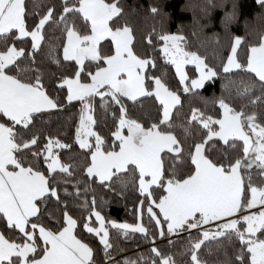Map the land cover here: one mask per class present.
Wrapping results in <instances>:
<instances>
[{
	"label": "snow or ice",
	"instance_id": "1",
	"mask_svg": "<svg viewBox=\"0 0 264 264\" xmlns=\"http://www.w3.org/2000/svg\"><path fill=\"white\" fill-rule=\"evenodd\" d=\"M254 6L259 11L246 18L242 36L230 31L239 0H190L184 7L193 13L190 35L205 49L201 54L183 26L164 29L167 13L152 3L147 11L161 17V28L144 38L141 54L134 51L131 20L137 10L126 0H0V264H96L83 233L98 237L101 264H208L203 256L213 248L212 264H264V0ZM216 8L224 9L227 45L203 36L201 20ZM44 48L45 59L63 69L47 82L36 60ZM186 65L194 66L191 75ZM217 81L219 95H201ZM65 90L62 98L53 95ZM97 97L101 121L112 109V145L96 130ZM186 98L216 107L215 115L191 107L186 119H174ZM74 101L80 107L68 142L38 127ZM145 101L155 114L141 123L131 112L147 107ZM148 120L154 122L145 126ZM76 145L84 161L62 162L58 150ZM93 184L118 199L131 186L134 222L106 219ZM69 199L88 216L74 217ZM53 204L63 205L59 217ZM110 228L125 240L139 235L151 245L147 254L115 259ZM177 244L186 259L168 250Z\"/></svg>",
	"mask_w": 264,
	"mask_h": 264
},
{
	"label": "trees",
	"instance_id": "2",
	"mask_svg": "<svg viewBox=\"0 0 264 264\" xmlns=\"http://www.w3.org/2000/svg\"><path fill=\"white\" fill-rule=\"evenodd\" d=\"M30 2L31 0H29V3ZM189 2L190 0H126V3L130 5L132 9L137 10L132 13V17H131L134 27V36H135L134 51H137L138 53L141 54L144 53L146 51V47H145L146 40L144 38L148 35L149 32L152 31L154 27L157 30H160L161 17L157 15L155 18H153L151 14L147 11L148 6L150 4L159 3L163 9V12L167 13V16L164 17L163 19L164 29L167 31L176 32L178 28L183 26V33L186 36H188L191 49L198 50L201 54H204L205 49L203 47H200L199 42L190 35L191 32L193 31L192 28L193 13L191 10L184 7ZM258 11H259L258 7L254 6V0H239V10L237 13V19L230 27L231 33L242 36L246 35L245 20L246 18H254L255 14ZM223 16H224V9L216 8L211 12L210 19H202L201 23L205 25L203 29L204 37L218 38L222 44L227 45L229 41V35L224 31L223 26L221 24V20ZM213 34H216V36L214 37ZM51 36L54 42L57 43L59 42L60 34L58 32L52 33ZM246 38L248 40L256 39L254 35H247ZM27 39L30 41L29 38ZM46 39H48L47 35H46ZM102 45L104 49H107V47L109 46V44L105 42H102ZM0 47H2V45H0ZM46 50H47L46 48L41 50L40 54L36 57L38 63L41 61L43 62L42 67L44 68L45 71V82L48 81L50 73L59 75L60 72L63 71L62 68L58 69L54 64H50L45 59L44 52ZM148 50L151 51L153 56L157 55L156 51H152L150 49ZM59 52L62 57V48L59 49ZM159 63L161 64L163 63L162 58L159 60ZM193 70H194L193 66L190 65L186 66V71L188 72L189 75L192 74ZM170 78L172 79L173 86H175L177 78L174 77V69H171ZM51 87H52L51 84H48L49 90H51ZM213 92H215L216 95L220 94L219 81L216 82L215 88L206 87L204 90H202L201 95L205 97H211L213 95ZM53 95H56L57 98H62L66 95V90L65 92H61L59 94L53 93ZM145 104L147 105V107H145L144 109H140L139 105H137L136 109H133L131 112L133 118L143 117V119L140 120L141 123H145V120L147 119V113L149 111H151L153 115L155 114V109L151 108V103L149 101H145ZM79 107H80L79 103L75 101L72 102V104H65V110L54 113L51 117L45 116L42 120V123L39 124L38 127L43 128L46 133L50 132L56 136L66 137L67 139L65 140V142H68L70 139L74 137L75 124L73 123V121L78 120ZM191 107H197L202 111H205L208 115H215L216 113V107L209 106L208 108H205V105L202 102L198 100H192L191 103H189V99L186 98L184 100V107L181 109V115L178 118H176L174 114L173 118L178 119L180 121L186 119V116H190ZM111 111L112 109L110 108L107 120L101 121L100 117L103 116L104 113L103 110L100 109L99 107V98L97 97L95 116L98 120L99 127L96 130L99 131L105 137L109 145L113 144L114 137H111V132L115 130L111 119ZM152 122L154 121L148 120L145 126H148ZM174 134L177 136L178 140L181 141V146L186 147V145L184 144L183 137L180 133V130L177 129L174 132ZM192 134L193 136L197 134V129L195 127L193 128ZM116 143H118V141ZM239 143L242 144V142ZM58 154L60 155L62 162L69 164H73V163L81 164L85 159L84 154L82 151L79 150L78 145L75 146L72 152H63L58 150ZM76 175L78 177L86 178V173H83L80 170L76 171ZM60 187L62 188L63 185H61ZM92 187L95 189L97 209L102 210V214L106 217V219L115 220L117 222H129V223L134 222V217L131 209L133 206V202L135 201V195L133 193V189L131 186H129V188L126 190L125 192L126 198L124 199H118L113 194L105 192V190L99 187L98 184H93ZM59 194L63 198V193L60 192ZM91 196L92 193H89L88 194L89 200L91 199ZM100 196H104L105 200H108L109 203L102 205L99 199ZM51 207L53 209H57V206L55 204H53ZM62 210H63V205L61 204L60 208L57 209L58 217L60 216ZM68 210L70 211L71 214H73L74 217L88 216V212L80 207V203L78 200L69 199ZM47 214L48 213L46 211L45 217H47ZM92 219H94V217H92ZM44 223L47 224L48 220L44 219ZM76 233L78 235V238H80L79 228L76 230ZM83 235L87 237L86 242H89L90 246L96 249L95 252L96 264H101V261L103 259V252L99 246L98 237H89L87 233H83ZM110 238L111 241L117 246V250L113 252V257L115 259H123L124 257L136 259L141 254H147L148 249L151 247V245L147 241H144L142 238H140L139 235L135 236L133 239L125 240L123 236H118L116 231L111 228H110ZM157 242L160 243L159 240ZM160 246L162 248L167 249V246L165 244L161 243ZM180 249H181V245L179 244H177L172 249H168L171 252L177 253L174 256V259L178 261L186 259V257H181L179 255ZM203 259L207 261L208 264H212V262L216 259V253L214 248L212 252H205Z\"/></svg>",
	"mask_w": 264,
	"mask_h": 264
},
{
	"label": "rangeland",
	"instance_id": "3",
	"mask_svg": "<svg viewBox=\"0 0 264 264\" xmlns=\"http://www.w3.org/2000/svg\"><path fill=\"white\" fill-rule=\"evenodd\" d=\"M187 66V65H186ZM186 66H185V70H186ZM190 66H193V65H190ZM194 67V66H193ZM187 72V71H186ZM124 134H127V131L126 129L124 130Z\"/></svg>",
	"mask_w": 264,
	"mask_h": 264
},
{
	"label": "crops",
	"instance_id": "4",
	"mask_svg": "<svg viewBox=\"0 0 264 264\" xmlns=\"http://www.w3.org/2000/svg\"><path fill=\"white\" fill-rule=\"evenodd\" d=\"M30 39V38H29Z\"/></svg>",
	"mask_w": 264,
	"mask_h": 264
}]
</instances>
